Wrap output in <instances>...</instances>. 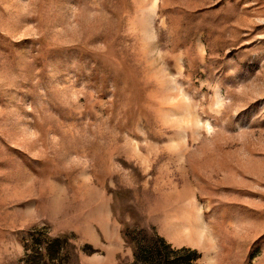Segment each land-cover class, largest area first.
Instances as JSON below:
<instances>
[{"label":"rangeland","instance_id":"374dc122","mask_svg":"<svg viewBox=\"0 0 264 264\" xmlns=\"http://www.w3.org/2000/svg\"><path fill=\"white\" fill-rule=\"evenodd\" d=\"M123 224L264 264V0H0V264Z\"/></svg>","mask_w":264,"mask_h":264},{"label":"trees","instance_id":"16d2710c","mask_svg":"<svg viewBox=\"0 0 264 264\" xmlns=\"http://www.w3.org/2000/svg\"><path fill=\"white\" fill-rule=\"evenodd\" d=\"M121 235L125 244L132 248V257L127 264H193L197 258L194 250L174 248L161 236L148 234L144 229L123 224ZM65 246L66 242L61 238H53L42 247L36 245L34 254L42 259L44 264L61 263Z\"/></svg>","mask_w":264,"mask_h":264}]
</instances>
